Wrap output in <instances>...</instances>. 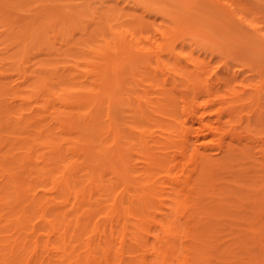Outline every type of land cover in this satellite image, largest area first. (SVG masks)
I'll return each instance as SVG.
<instances>
[{"label": "bare ground", "instance_id": "1", "mask_svg": "<svg viewBox=\"0 0 264 264\" xmlns=\"http://www.w3.org/2000/svg\"><path fill=\"white\" fill-rule=\"evenodd\" d=\"M203 1L0 0V264H264V24Z\"/></svg>", "mask_w": 264, "mask_h": 264}, {"label": "rangeland", "instance_id": "2", "mask_svg": "<svg viewBox=\"0 0 264 264\" xmlns=\"http://www.w3.org/2000/svg\"><path fill=\"white\" fill-rule=\"evenodd\" d=\"M162 1H164V0H162ZM201 1H203V0H201ZM205 1L207 3H210L209 2L210 0H205ZM205 1H203V2H205ZM256 1L259 4L258 3L256 4L255 0H213L212 1L213 3H210L212 5L211 9L214 10V11L219 9L220 11H223V12L222 13L221 12H216V13L213 12L212 15H214L215 18H216V16H219V14H224V13H226V14H228L230 16V15H233L232 12H231V8H235L237 10V12H239L241 15L246 14V17L248 16L247 18H249V19L252 18L254 20L256 19L261 24H264V21H263L264 18L262 16L263 13H264V2L262 3V1H264V0H256ZM165 2H166V0H165ZM138 12H139V16H143L147 20L146 24H147L148 29L151 31V33L155 37H157V39H161L163 36H162V33L159 31L158 28H162V29H165V30L167 29L166 22L163 20V18L160 15H157V14H154V13H148V12H145V11H143L141 9H139ZM233 20H235V21H233ZM233 20H231V22H232L231 25H235L236 24L235 26L236 27L239 26L238 28H240L241 22H239V20L237 18H233ZM238 22L240 23L239 25L237 24ZM233 23H235V24H233ZM242 25H243V23H242ZM245 27H246V25H245ZM242 28H243V26H242ZM216 32H218V31H216ZM237 33H238V31H237ZM237 33H235V35L233 34L234 36L232 38H234L236 36L235 37L236 39L237 38L239 40L242 39V38L239 37V35ZM218 34H216L217 35V39H219ZM224 34L225 33H223V35ZM229 34H231V33H229ZM221 35L222 34H220V37H221ZM225 36H226V34H225ZM229 36H232V35H229ZM229 36H226V37L229 38ZM225 38L221 37L220 39L224 40ZM228 41H229V39H228ZM241 41L242 40H240V43L239 42H237L235 44L231 43L232 44V48L234 50V53H235L236 57L238 58V60L244 61V60L250 59L251 61H253L255 63H259L260 62V63L264 64V54H260L259 50H251V49L249 50L248 47L245 46L242 43L243 41L242 42ZM230 42H232V41H230ZM205 55L208 58L213 59V61H212L213 63L216 62V60L219 59V57L216 56V54L206 53ZM233 70L236 71L237 73H239L241 78L245 77L247 75L249 76L250 73H251V71H247L246 69L243 70L240 66H233ZM253 78H254V76H253ZM192 123L193 122H190V124H192ZM209 152H210L209 154H211V151H209ZM214 152H215V156L213 155L214 157L213 156H211V157L214 158V160H216L215 157H217L218 155H216V153H217L216 151L212 150V153H214ZM216 161L220 162V159L217 158Z\"/></svg>", "mask_w": 264, "mask_h": 264}]
</instances>
